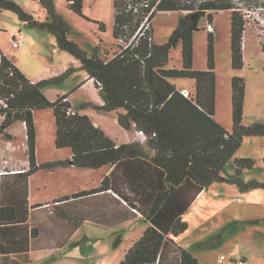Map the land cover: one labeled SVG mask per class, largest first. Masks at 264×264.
I'll list each match as a JSON object with an SVG mask.
<instances>
[{"label": "trees", "instance_id": "16d2710c", "mask_svg": "<svg viewBox=\"0 0 264 264\" xmlns=\"http://www.w3.org/2000/svg\"><path fill=\"white\" fill-rule=\"evenodd\" d=\"M142 1L148 2V5L139 4V9L135 10L137 4ZM39 2L47 13L44 21L24 11L14 0H0V7L15 10L30 24L53 32L59 48L81 61L82 68L94 78L104 100L103 105L94 106L104 110H124L118 115L121 126L129 129L134 125L137 130L146 133L147 138L140 141L147 142L155 152L152 159L163 171L169 187L192 185L196 187L195 193H198L213 180H228L238 183L243 190L254 187L264 189V181L246 180L241 175L243 169L253 168L255 160L252 157L234 158L246 137L264 136V122L253 125L243 123L246 95L243 77L235 75L232 79L233 129L228 130L215 117L214 27L209 30L208 25L213 26L212 12L231 11L232 65L234 69H240L244 60L243 39L248 23L240 4L234 0H115L114 36L119 42V49L112 57L105 59L99 52L90 54L74 40L71 26L57 10L54 0ZM68 7L83 18L98 23L99 28L105 30L104 22L84 14V0H68ZM170 11H180L184 14L180 16L178 26L168 41L157 44L154 42L153 18L157 12ZM146 15L150 17L149 27L132 40ZM203 16L209 18L205 28L208 31V65L205 69H196L194 32L200 29ZM130 41V45L126 47ZM179 44L182 66L169 67L173 48ZM0 56V97L8 104L6 107L0 106V117L4 116L0 135L8 133L6 129L15 120L25 122L30 162V168L25 172L27 178L40 168L71 165L100 167L108 164L119 166L125 159L140 156L139 144L118 145L101 127L95 125L90 116L74 112L71 102L68 101V94L50 100L44 93L46 86L60 82L61 77L68 75L71 69L58 77L33 82L1 48ZM177 77L195 80V97L186 95L171 82V79ZM49 108H52L55 114L56 145L59 148L70 147L72 158L38 165L35 112ZM9 135L12 139L11 134ZM2 152L1 149V154ZM231 160L237 167V173L225 177L222 170ZM4 171L0 177L13 173L11 169ZM4 182L2 180L0 183V215L4 214L5 219L0 220L11 222L13 219L8 210L12 207L2 205ZM103 183H106V179ZM107 187L103 185L80 191L74 196L95 193ZM169 193L170 189H166L158 196L148 213L151 224L128 249L119 264H200L196 255L175 240L188 230V223L182 215L194 197L189 200L186 196L180 198V216L171 221L166 214L170 208L167 203ZM114 195L124 203H130L115 191ZM170 251L175 252V255L170 256ZM0 264H4L1 257Z\"/></svg>", "mask_w": 264, "mask_h": 264}, {"label": "crops", "instance_id": "0c3cea01", "mask_svg": "<svg viewBox=\"0 0 264 264\" xmlns=\"http://www.w3.org/2000/svg\"><path fill=\"white\" fill-rule=\"evenodd\" d=\"M37 1L39 2V0ZM114 3L115 0H113L115 13L116 8ZM40 8L44 18H46V10L41 4ZM63 16L67 17L65 14ZM35 36L37 37V35L33 34L32 36L30 34L26 36L27 40L24 48L31 49V42H34ZM46 42L51 46V52L48 50L46 52L49 59L43 67L42 71L44 73L38 74L28 72L15 58L10 56L7 49L9 44H2L0 42V48L33 82L45 78L58 77L68 69H77L76 67H72L73 65H78L81 70L72 72L70 74L71 80L64 79L61 82L63 85L57 87V96L49 94L52 88L48 87L47 89V86L43 89L44 93L50 100H56L59 96L68 94L67 98L71 102L74 112L90 116L95 125L101 127L118 145L122 143L139 144L141 153L138 158L132 157L123 160L119 166L108 164L96 167L98 171L93 172L89 179H82L81 175L77 173V177L82 183L77 188L68 183L64 184L66 190H62V192L57 194L43 192L41 188L48 187V184L45 183L43 186L42 183H39V194L34 196L33 186L37 184L35 183V179L40 178V171H51L59 174L62 169H72L70 172H75L77 171L76 168H83V166H58L50 170L49 168H40L36 172L29 174L27 178V173L25 172L30 168L27 139L18 142L17 135L12 131V126L17 121L15 120L6 129L14 138L2 139L3 152L0 158L5 154L6 148L10 147L12 143L15 147L20 148L21 146L26 155L17 153L16 150L13 151L14 148L12 147L9 150V156L2 157L0 161L2 165H0V169L13 170L12 174L0 177V183L2 180L5 181V194L2 205L3 207H12V209L8 210V214H11L13 219L11 222L0 220V257L4 264H119L125 257L128 249L143 235L145 229L151 224V221L148 219V213L157 201L158 196L166 189H170V193L168 194L169 200L167 202L170 208L166 211L168 220L176 219L180 216V198L186 196L187 200H189L190 197H194L182 215L183 219L188 223V230L176 237L175 240L179 245L196 255L200 264L206 262V250L212 249L218 244L219 239L225 237H223L222 230L226 229L231 223L238 224L237 220L242 218L241 211L236 210L239 206L234 205L235 210L232 209L227 198H229L230 202L241 204L245 203L248 198H251V193L253 192L246 191L241 197L243 201L239 202L240 199L235 187L227 184H222L221 186L215 185L220 187H218V195L213 194L214 200L217 201V198L221 196L225 200L217 206L211 207L205 204L198 207L205 198H210V186H207L198 193H195L196 187L192 185L169 187L168 183L165 182L163 171L157 167L152 159L155 152L147 142L142 143L140 141L142 137L137 133V128L134 125L126 129L119 123L116 135L108 131L110 130L108 128L110 124H107L105 117L98 115L94 108V105L104 104L100 89L95 84L94 78L90 77L86 70H83L81 61L77 62L74 55L68 51L61 50L55 35L52 34L48 37ZM101 42L104 43L103 39H101ZM83 75L84 78L82 77ZM58 83L60 82L53 84L58 85ZM77 88L85 91L78 105L71 97L73 91L71 89ZM182 91L185 94L190 93L189 91ZM118 112H124V110ZM36 117L37 111L35 112V123L38 139L39 126ZM18 121L25 125L24 121ZM111 127L113 128V126ZM8 140L12 143H9ZM69 157L71 155L61 159H69ZM44 162L46 161L41 160L37 154L38 165ZM105 179L106 183H103ZM103 185H107L108 187L95 193L74 196L80 191L99 188ZM114 191L119 196L125 197V199L135 206H132L129 202L126 204L121 201L114 195ZM257 194L262 196L264 192ZM185 203L183 205H186ZM3 217H5L4 214L0 215V218L5 219ZM233 217L234 220L226 221V219H232ZM210 220H212V223L208 226ZM200 229L203 230L204 237L190 239V234ZM205 230H209L210 239L205 238ZM238 232L235 230V237ZM218 237L220 238L218 239ZM84 240H88L92 245H96L95 251L91 250L89 253L91 255L90 263H87L85 260L88 258L80 254V256L73 255V250L77 248H72L71 246L79 243L82 245ZM240 241V236H238L233 243L239 246ZM239 252L245 264H248L245 252L241 250Z\"/></svg>", "mask_w": 264, "mask_h": 264}, {"label": "rangeland", "instance_id": "374dc122", "mask_svg": "<svg viewBox=\"0 0 264 264\" xmlns=\"http://www.w3.org/2000/svg\"><path fill=\"white\" fill-rule=\"evenodd\" d=\"M17 2L24 11L30 13L38 18L40 21H44V15L40 8V3L37 0H14ZM57 10L66 15V20L71 26V34L74 40L90 54L92 52H99L105 59L113 56V53L119 49L118 40L114 36V7L113 0H84L83 12L88 17L102 21L105 24V30H101L98 23L83 18L80 14L73 11L68 7V0H54ZM248 4L256 6L264 5V0H251ZM213 13V27H214V46H215V76H216V119L228 130L233 129V102H232V79L235 75H239L244 78L246 83V95L244 105V118L243 123L253 125L257 122H264V33L261 34L259 28L253 23L248 22L243 39V53L244 60L240 69H234L232 65V49H231V11L223 10L221 12ZM184 12L170 11V12H157L153 18V25L155 29L154 42L162 44L168 41L173 30L178 26L180 16ZM209 19V18H208ZM206 16L200 21V29L194 32V68L205 69L208 65V31L205 29L208 20ZM204 27V28H203ZM24 32L27 35H37L34 38V42H31V49L13 46L14 35ZM55 35L53 32L42 29L38 26L30 24L27 20L23 19L18 12L8 8L0 7V42L2 44H9L8 52L12 58L23 66L28 72L32 74L44 73L43 67L46 61L49 59L46 54L47 50L51 52V46L47 44L46 39L51 35ZM56 37V35H55ZM57 38V37H56ZM103 39L104 43L101 42ZM27 40V39H26ZM35 43V44H34ZM24 48V50H22ZM97 49V51H96ZM107 49V50H106ZM181 44L176 48H173L171 58L169 60V67L182 66V53ZM76 61L79 62V60ZM80 65V63H78ZM72 66V65H71ZM71 72L61 77L58 85L50 84L47 86L52 88L49 94L57 96V87L63 85L61 83L66 80H71V73L80 71L81 68L78 65H73ZM84 70V69H83ZM84 78V75L82 76ZM171 82L177 85L179 89L189 91L186 94L190 97H195L196 83L194 79L177 77L171 79ZM73 90V91H72ZM71 97L78 105L82 100L85 91L82 89H71ZM83 108V107H82ZM98 115L105 117L108 130L110 133L116 135L118 130V115L117 110H104L98 109L94 106ZM4 118H0V125ZM37 124H38V139H37V154L46 162L54 161L57 159L65 158V156L72 157V149L70 147H57L56 145V122L55 114L52 109L37 110ZM113 126V128L111 127ZM26 126L20 121H15L12 126V131L18 137V142L25 141L27 139ZM3 133V132H2ZM8 133L0 135V146L2 147V139H10ZM11 138H14L11 135ZM9 143H12L8 140ZM14 148L17 153L26 155L24 149L15 147L14 144H10V147L6 148L4 157H8L9 150ZM8 151V152H7ZM243 156V157H240ZM69 157V158H71ZM252 157L255 160V164L251 169H243L241 175L244 179L250 180L258 178L264 180V136H250L248 137L238 151L235 153L234 158ZM1 165V162H0ZM5 165V164H4ZM2 166V165H1ZM51 168H49L50 170ZM77 171L70 172L72 169H62L59 174L51 171H40V178L35 179L33 186L34 196L39 194L38 184L42 183L44 186L47 183L48 187H43L41 190L45 193L52 192L54 194L60 193L66 190L64 184H70L77 188L82 183L77 177V173L81 175L82 179H89L93 172L98 171V168H76ZM42 172V173H41ZM87 173V174H85ZM237 173V167L234 161L231 160L222 170V175L229 177V175ZM222 184L231 185L236 188V193L239 196V202L243 201L242 196L246 191H252L251 198H248L245 203L239 204L238 202H230L227 198L231 208L239 206L236 210L241 211L242 218L237 220V223H231L226 229L222 230L223 237L219 239V242L212 249L207 252V260L203 264H239L243 257L240 256V250L245 252L248 258V264H264V195L257 193L264 192L261 187H254L248 190H243L238 183L228 180H213L208 186H210V198L204 199L198 207L205 204L213 207L219 205L225 199L221 196L214 200L213 194L218 195V187ZM220 185V186H215ZM226 202V201H225ZM241 206V210H240ZM235 210V209H234ZM234 220L226 219V221ZM212 220L208 222L210 226ZM236 225V226H234ZM239 231L235 237V230ZM203 230L192 232L190 239L194 237H204ZM234 232V233H232ZM206 239H210L211 236L209 230H205ZM240 236V245H234L233 241ZM217 238V237H216ZM215 238V239H216ZM75 242V241H74ZM71 246V245H70ZM73 255L84 256L87 263L91 261V250L96 249L95 244H91L90 241L84 240L83 244L72 245ZM78 253V254H77ZM175 252L170 251V256H174ZM233 253V254H232ZM80 254V255H79ZM54 260V259H52ZM166 264H177L175 262H166Z\"/></svg>", "mask_w": 264, "mask_h": 264}, {"label": "built area", "instance_id": "2783aa9c", "mask_svg": "<svg viewBox=\"0 0 264 264\" xmlns=\"http://www.w3.org/2000/svg\"><path fill=\"white\" fill-rule=\"evenodd\" d=\"M237 4H240L242 6V9L245 12V17L247 18L248 22H253L260 30L261 33H264V5L262 6H256L253 4H248L249 1L251 0H234ZM141 4H146L148 5V2H144L142 1L141 3L137 4V7L135 8V10L139 9V6ZM132 6V5H131ZM149 15H146L144 17V21L141 24L140 28L137 30V32L135 33V35L133 36L132 40L135 39L137 36H139L140 34H143V31L146 30L147 27H149ZM208 29L212 30L213 26L212 25H208ZM26 42V34L22 31H20V33L14 35L13 37V46L14 47H22L24 46ZM131 41L129 43L126 44V47H128L130 45ZM2 61V56H0V63ZM0 106H8L7 102L2 99L0 97ZM4 118V116H1L0 118ZM137 133L139 135H141L142 139L141 140H145L147 138L146 133L143 130H137ZM0 156H1V146H0ZM4 169H0V174L4 173ZM239 264H245V261L241 260Z\"/></svg>", "mask_w": 264, "mask_h": 264}]
</instances>
